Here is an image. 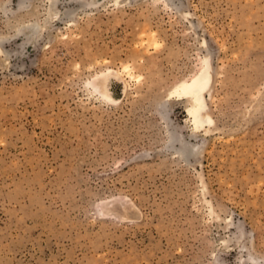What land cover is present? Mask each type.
Instances as JSON below:
<instances>
[{
    "label": "rangeland",
    "instance_id": "rangeland-1",
    "mask_svg": "<svg viewBox=\"0 0 264 264\" xmlns=\"http://www.w3.org/2000/svg\"><path fill=\"white\" fill-rule=\"evenodd\" d=\"M0 46V264H264V0H0Z\"/></svg>",
    "mask_w": 264,
    "mask_h": 264
},
{
    "label": "bare ground",
    "instance_id": "bare-ground-1",
    "mask_svg": "<svg viewBox=\"0 0 264 264\" xmlns=\"http://www.w3.org/2000/svg\"><path fill=\"white\" fill-rule=\"evenodd\" d=\"M115 1L118 3L120 0ZM37 30L38 27L36 24H33L31 26V31L36 32ZM2 52L3 49L0 46V54ZM212 83V63L211 58L207 56L203 59L199 70L193 75L191 74L190 79L182 80L171 91L172 95L187 99L189 104L186 108V112L191 119L195 131L207 129L209 125L214 124V119L209 114L207 99L208 93L212 90ZM92 84L105 100L113 103L120 102L129 90V83L127 80L120 72L112 68L99 76ZM173 139L179 140V136L174 135ZM180 151L184 154H188L191 152V149L185 143H182ZM136 212L137 210L134 207L127 208L126 217L131 220L135 219L137 216Z\"/></svg>",
    "mask_w": 264,
    "mask_h": 264
}]
</instances>
